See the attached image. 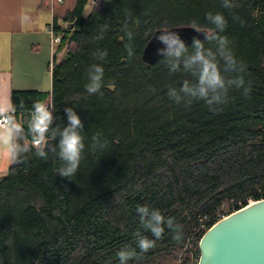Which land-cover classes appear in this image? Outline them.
Returning a JSON list of instances; mask_svg holds the SVG:
<instances>
[{"label":"trees","instance_id":"obj_1","mask_svg":"<svg viewBox=\"0 0 264 264\" xmlns=\"http://www.w3.org/2000/svg\"><path fill=\"white\" fill-rule=\"evenodd\" d=\"M88 2L53 5L64 11L65 27L53 29L65 54L53 60L51 92L11 93L12 120L29 141L34 101L53 110V127L67 123L64 108L76 109L86 145L80 169L74 179L56 174L51 138L47 159L33 147L12 160L0 181V264H118L116 252L135 248L138 232L151 238L135 211L142 204L174 217L183 235L174 240L166 229L128 264H192L199 259L193 245L199 219L210 224L222 206L238 210L264 193V0H237L232 10L221 0H94L83 16ZM209 11L225 14L223 34L250 86L247 96L230 90L228 102L214 103L213 111L184 93L180 104L168 97L169 88L191 78L168 72L174 58L141 60L156 29L195 21L208 30ZM94 63L103 65L104 77L101 92L89 95Z\"/></svg>","mask_w":264,"mask_h":264},{"label":"clouds","instance_id":"obj_2","mask_svg":"<svg viewBox=\"0 0 264 264\" xmlns=\"http://www.w3.org/2000/svg\"><path fill=\"white\" fill-rule=\"evenodd\" d=\"M221 3L222 7L228 10L237 6V0H221ZM206 19L209 25L207 31H201L196 22H192V28L198 33L203 32L204 38L193 37L191 46L186 45L178 32L168 27H161L157 31L159 35H155V38L166 45V48L157 49V53L166 54L165 59L174 58L169 61L168 72L171 74L182 70L191 77L185 78L178 88H169L168 97L174 103L180 104L183 99L180 93H184L194 98L192 102L203 101L208 109L213 111L210 106L214 103L228 102L230 90L240 89L242 95L247 96L250 86L244 79L242 62L236 58L228 37L223 34L228 23L225 14L220 11H209L206 13ZM127 35L131 39L132 33L128 32ZM128 54L130 56L133 54L130 47ZM98 55L104 56L106 53L99 50ZM103 77L102 64L90 65L85 84L89 95L101 92ZM217 110L219 109L215 111ZM64 113L67 123L63 127H53V110L42 101H34L27 125L30 141L25 138L26 132L22 124L15 120L7 121L5 142L11 158L16 160L36 147L38 155L42 159H47L48 140L55 139L56 145L51 151L60 161L56 174L74 179L80 169L82 154L86 147L83 135L84 123L75 108L66 107ZM99 135L100 133L93 135L92 140L97 141ZM93 147L95 148L96 144H93ZM99 147L103 148L104 145L101 144ZM135 211L151 238L138 232L139 238L135 242V248L125 246L116 252L118 264H128L129 260L138 254L137 249L143 253L154 247L156 240L165 234L166 229L174 231V240L182 239L183 226L174 224L175 218L166 216L159 208L142 204L138 205Z\"/></svg>","mask_w":264,"mask_h":264},{"label":"crops","instance_id":"obj_3","mask_svg":"<svg viewBox=\"0 0 264 264\" xmlns=\"http://www.w3.org/2000/svg\"><path fill=\"white\" fill-rule=\"evenodd\" d=\"M56 1L0 0V116L9 120L15 119L11 93L51 92L53 60L65 54V47L59 50L58 44L51 43V26L65 27L64 11L53 9ZM5 128H0V180L13 160Z\"/></svg>","mask_w":264,"mask_h":264},{"label":"water","instance_id":"obj_4","mask_svg":"<svg viewBox=\"0 0 264 264\" xmlns=\"http://www.w3.org/2000/svg\"><path fill=\"white\" fill-rule=\"evenodd\" d=\"M159 29L151 34L142 50L141 60L146 65H153L166 56L157 53V49L166 48L155 38ZM172 29L188 46L193 37L204 38L203 32L198 33L192 27ZM50 149L48 140L47 150ZM198 251L197 264H264V199L248 204L212 226L199 241Z\"/></svg>","mask_w":264,"mask_h":264},{"label":"built area","instance_id":"obj_5","mask_svg":"<svg viewBox=\"0 0 264 264\" xmlns=\"http://www.w3.org/2000/svg\"><path fill=\"white\" fill-rule=\"evenodd\" d=\"M58 3H62V0H57ZM51 43L52 44H58L60 42V36L56 35L54 33V30H53V26H51ZM9 121V118L7 116H0V128L1 129H4L5 127H7V124L6 122ZM264 199V193L256 200H250L246 206L248 204H251L255 201H258V200H262ZM241 208L243 207H240L238 210H240ZM237 210H234V209H230V207L228 208H225L224 206H222V209L217 212V214L215 215L214 219L212 220V222L209 224V220H204L206 219L204 217L199 219L198 220V224H197V228H196V231H195V237H199V239L197 240L194 239L193 240V245L195 244H199V241L201 240L202 236L214 225H216L217 223H219L220 221H222L225 217H227L228 215L236 212ZM193 239V238H192ZM192 239L190 241H192ZM189 241V242H190ZM196 262L198 263V261L195 259L192 264H196Z\"/></svg>","mask_w":264,"mask_h":264},{"label":"rangeland","instance_id":"obj_6","mask_svg":"<svg viewBox=\"0 0 264 264\" xmlns=\"http://www.w3.org/2000/svg\"><path fill=\"white\" fill-rule=\"evenodd\" d=\"M93 3H94V0H89L88 5H87V7H86V9H85V11H84L83 16L88 15V13H89L90 10H91V7H92Z\"/></svg>","mask_w":264,"mask_h":264}]
</instances>
